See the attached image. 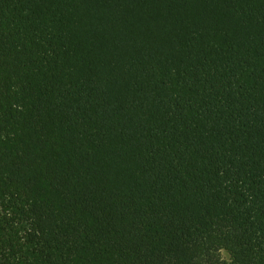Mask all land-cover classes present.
<instances>
[{
	"label": "trees",
	"instance_id": "16d2710c",
	"mask_svg": "<svg viewBox=\"0 0 264 264\" xmlns=\"http://www.w3.org/2000/svg\"><path fill=\"white\" fill-rule=\"evenodd\" d=\"M0 264H264V0H0Z\"/></svg>",
	"mask_w": 264,
	"mask_h": 264
},
{
	"label": "rangeland",
	"instance_id": "374dc122",
	"mask_svg": "<svg viewBox=\"0 0 264 264\" xmlns=\"http://www.w3.org/2000/svg\"><path fill=\"white\" fill-rule=\"evenodd\" d=\"M224 257H225V258H227V257H228L227 253H225V252H224Z\"/></svg>",
	"mask_w": 264,
	"mask_h": 264
}]
</instances>
